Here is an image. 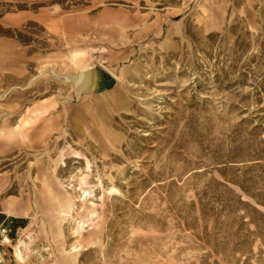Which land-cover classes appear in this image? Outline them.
<instances>
[{
    "label": "rangeland",
    "instance_id": "rangeland-1",
    "mask_svg": "<svg viewBox=\"0 0 264 264\" xmlns=\"http://www.w3.org/2000/svg\"><path fill=\"white\" fill-rule=\"evenodd\" d=\"M0 264H264V0H0Z\"/></svg>",
    "mask_w": 264,
    "mask_h": 264
},
{
    "label": "water",
    "instance_id": "water-1",
    "mask_svg": "<svg viewBox=\"0 0 264 264\" xmlns=\"http://www.w3.org/2000/svg\"><path fill=\"white\" fill-rule=\"evenodd\" d=\"M117 84L116 79L101 65L94 64L84 71V81L78 89L73 88L74 100L91 94H102L113 89Z\"/></svg>",
    "mask_w": 264,
    "mask_h": 264
},
{
    "label": "bare ground",
    "instance_id": "bare-ground-1",
    "mask_svg": "<svg viewBox=\"0 0 264 264\" xmlns=\"http://www.w3.org/2000/svg\"><path fill=\"white\" fill-rule=\"evenodd\" d=\"M79 56L80 54L77 53L72 56L73 59L71 58L72 60L75 59L74 64L79 67V71L76 72L75 74L65 76V79H68L72 82L74 89H78L82 86V83L84 81V71H86L87 69H89V67L92 66V65H84L83 60L82 59L79 60Z\"/></svg>",
    "mask_w": 264,
    "mask_h": 264
}]
</instances>
